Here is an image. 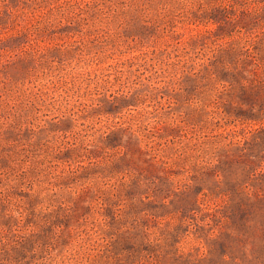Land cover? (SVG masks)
Here are the masks:
<instances>
[{
    "label": "rangeland",
    "instance_id": "obj_1",
    "mask_svg": "<svg viewBox=\"0 0 264 264\" xmlns=\"http://www.w3.org/2000/svg\"><path fill=\"white\" fill-rule=\"evenodd\" d=\"M0 264H264V0H0Z\"/></svg>",
    "mask_w": 264,
    "mask_h": 264
}]
</instances>
